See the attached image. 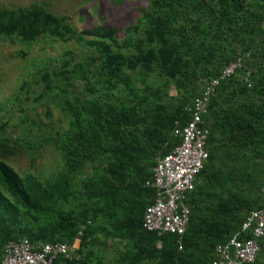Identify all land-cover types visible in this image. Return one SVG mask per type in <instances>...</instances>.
Instances as JSON below:
<instances>
[{"label": "trees", "instance_id": "16d2710c", "mask_svg": "<svg viewBox=\"0 0 264 264\" xmlns=\"http://www.w3.org/2000/svg\"><path fill=\"white\" fill-rule=\"evenodd\" d=\"M124 30L122 38L115 26L79 31L45 2L0 7V40L52 37L93 53L79 58L69 50L70 59L53 69L38 64L33 81L20 87L27 93L17 101L20 122L60 155L51 177L21 175L11 165L12 154L37 144L31 134L29 141L7 136L0 122V263L10 240L72 245L84 225L79 257L54 264H212L215 246L264 205V0H149ZM240 51L250 53V84L240 70L211 99L209 157L188 196L191 217L179 245L176 234L143 227L155 199L145 182L156 159L180 143L173 129L189 119L201 84ZM47 101L69 117L66 130L43 129L30 116ZM105 239L124 242L114 260L104 255ZM251 264H264V239Z\"/></svg>", "mask_w": 264, "mask_h": 264}, {"label": "built area", "instance_id": "2783aa9c", "mask_svg": "<svg viewBox=\"0 0 264 264\" xmlns=\"http://www.w3.org/2000/svg\"><path fill=\"white\" fill-rule=\"evenodd\" d=\"M250 53L237 52L218 76L204 80L202 90L187 108L190 116L184 125L176 122L173 134L180 143L167 154L158 157L152 168V178L145 185L155 189V199L143 215V227L159 234L172 233L178 236L177 243L187 230L191 209L187 203L195 189L198 175L209 157L208 138L210 126L205 121L213 95L224 80L243 71V80L250 84L251 70L246 65ZM264 201V182L262 184ZM85 226L79 231L78 240ZM264 239V205L248 212L241 226L227 240L214 248L212 264H251L261 251ZM76 244L67 242L38 241L27 238L11 240L4 245L1 264H54L58 257L72 259Z\"/></svg>", "mask_w": 264, "mask_h": 264}, {"label": "rangeland", "instance_id": "374dc122", "mask_svg": "<svg viewBox=\"0 0 264 264\" xmlns=\"http://www.w3.org/2000/svg\"><path fill=\"white\" fill-rule=\"evenodd\" d=\"M36 2H45L47 8L55 15L67 16L70 23L79 31L96 25L115 26L120 31V38L124 36V29L135 23L142 11L149 6V0H0V7H24ZM69 50H76L79 58L82 55L89 57L93 54L84 46H77L73 42H63L52 37L32 44L15 39L0 40V122L8 124L7 136L19 140L26 138L28 141L32 138L37 144L34 148H29L27 144L28 147H24L23 153L15 157L12 154L8 159L21 175L31 173L34 176H40V179L51 177L57 170L56 165L60 155L50 143L39 139L37 129L32 130L31 124L20 122L21 110L17 101H20L23 95L27 96L26 91H20V87L26 80L33 81V77L37 75L35 72H38L35 69L38 64H48L52 69L55 66L61 67L65 60L70 59L69 55L64 57V53ZM56 60L58 62H54ZM75 86L81 91L84 83L77 79ZM19 91L21 94L18 93ZM35 92L38 91L32 89L31 94ZM170 94L175 95L176 91L172 89ZM46 106L49 107V117L44 115ZM46 106L40 107L37 112H31L30 116L41 121L43 129L66 130L69 117L51 101H47ZM30 134L31 138H29ZM31 160L33 165L30 164ZM258 170L264 172V164L259 166ZM123 243L117 239H105V257L114 260L118 252L124 250Z\"/></svg>", "mask_w": 264, "mask_h": 264}, {"label": "clouds", "instance_id": "9594fccd", "mask_svg": "<svg viewBox=\"0 0 264 264\" xmlns=\"http://www.w3.org/2000/svg\"><path fill=\"white\" fill-rule=\"evenodd\" d=\"M83 232H84V230H83ZM78 235H79V232H78ZM25 238V237H24ZM16 240V239H15ZM11 241V240H10ZM80 241H81V238L78 240V236H77V238H76V240L74 241V244H69V245H71V246H74L75 244H76V248H75V253L77 254V256H76V258L77 257H79V254H78V252H77V249L79 248V245H80ZM9 242V241H8ZM38 242V241H37ZM48 242V241H47ZM7 243V242H6ZM5 243V244H6ZM32 243H36V242H32ZM4 244V245H5ZM3 248H4V246H3ZM3 256H4V252H3ZM75 258V257H74ZM2 259H3V257H2ZM2 259H1V261H2ZM73 259V258H72ZM1 264V263H0Z\"/></svg>", "mask_w": 264, "mask_h": 264}, {"label": "crops", "instance_id": "0c3cea01", "mask_svg": "<svg viewBox=\"0 0 264 264\" xmlns=\"http://www.w3.org/2000/svg\"><path fill=\"white\" fill-rule=\"evenodd\" d=\"M234 163L237 165L238 161L236 160L235 162H233V164H234ZM112 260H113V259H112Z\"/></svg>", "mask_w": 264, "mask_h": 264}]
</instances>
